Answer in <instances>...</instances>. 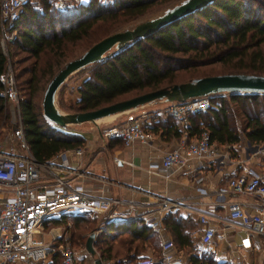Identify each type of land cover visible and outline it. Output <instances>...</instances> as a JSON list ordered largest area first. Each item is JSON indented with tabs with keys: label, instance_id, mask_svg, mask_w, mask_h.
Masks as SVG:
<instances>
[{
	"label": "trees",
	"instance_id": "trees-1",
	"mask_svg": "<svg viewBox=\"0 0 264 264\" xmlns=\"http://www.w3.org/2000/svg\"><path fill=\"white\" fill-rule=\"evenodd\" d=\"M172 1L89 0L64 12L56 10L51 0H40L41 11L25 2L17 19L6 24V33L14 36L8 42L7 55L0 48V74L11 63L23 135L37 162L43 163L59 152L85 144L83 136L50 123L43 117L42 108L37 107L39 93L54 74L64 63L98 42L92 37L103 34L100 28L106 24L119 28ZM76 48L81 50L73 55ZM213 65L219 66L216 73L197 78L223 74L264 76V0H215L122 49L110 51L100 61L77 72L82 76L86 73L77 88L80 97L66 109L71 113L94 111L128 97L178 84L171 81L180 71ZM221 94L226 97H219L217 102L209 97V109L188 118V140L205 130L212 143L228 146L231 157L236 156L232 147L241 138L251 145L264 143V94ZM158 122L144 124V129L166 138L181 136L182 129L173 117ZM14 127L8 122L7 106L0 97V129L9 131ZM107 144L123 145V142L111 139ZM87 214L90 215L86 212L64 215L51 221L53 225H61L71 218L75 224L92 223ZM162 222L177 247L194 249L196 240L190 237L196 227L193 219L169 212ZM83 236L71 232L69 240L84 242ZM149 241L156 244L154 235L140 221L109 222L96 234L93 245L102 260L128 256L131 264H135L134 260L139 264L136 254ZM53 260L58 263V253ZM189 261L190 264H230L218 261L209 250H199Z\"/></svg>",
	"mask_w": 264,
	"mask_h": 264
},
{
	"label": "built area",
	"instance_id": "built-area-1",
	"mask_svg": "<svg viewBox=\"0 0 264 264\" xmlns=\"http://www.w3.org/2000/svg\"><path fill=\"white\" fill-rule=\"evenodd\" d=\"M79 1L81 3L82 0ZM25 2L26 0H0L2 51L14 36L3 29L6 24L17 19ZM53 6L58 11L69 8L64 0H54ZM38 9L42 10L41 7ZM5 51L3 53L7 55ZM0 83V97L7 106L8 122L15 126L8 131V143H0V264H48L52 243L60 238L61 233L59 228H51L50 241L45 243L41 239L44 227L51 225L54 218L82 212L102 217L100 229H104L109 222L141 220L152 232L157 233L161 239L159 255L140 256L139 264H190V255L177 247L171 239L163 237L166 229L161 217L168 208L166 201H160L158 208L153 210L131 199L95 194L76 180L81 178V148L59 152L43 163L37 162L23 135L19 94L9 62L5 71L0 74ZM209 107V97L205 96L182 102H165L163 110L166 115L174 117L184 129L190 116L205 112ZM155 111L156 109L148 113L154 115ZM146 115L147 112H142L138 118H128L118 126L103 129L99 132L100 136L106 140L120 139L124 147H131L135 143L145 144L153 136L144 129L143 119ZM246 150L247 160L252 157L253 162L258 160L262 163L264 146L248 144ZM224 156L222 150L211 142L209 133L204 130L194 139H181L175 147L151 162L148 169L168 181L177 171H191L197 161L210 159L220 163ZM69 158H73L74 163L71 164ZM239 164L242 166L240 162ZM194 184L200 203L206 206L213 219L218 205H223L227 220L236 223L231 229L245 232L246 236L241 239L243 248L251 247V235L264 237V165H260V169L242 166L239 171L236 167L226 184L215 189L210 190L200 175L194 178ZM238 198H251V202ZM246 206L252 208V213L245 210ZM198 221L201 226L198 246L205 250L216 239L217 232L205 214L199 215ZM60 247L63 263L77 264L75 251L69 246ZM101 264L131 262L130 258L121 257L101 260Z\"/></svg>",
	"mask_w": 264,
	"mask_h": 264
},
{
	"label": "crops",
	"instance_id": "crops-1",
	"mask_svg": "<svg viewBox=\"0 0 264 264\" xmlns=\"http://www.w3.org/2000/svg\"><path fill=\"white\" fill-rule=\"evenodd\" d=\"M88 1L89 0H82L81 4H87ZM72 80V78L71 80L67 79L62 85V89L65 100L73 105L79 100L80 96L77 88L82 80L74 84L71 82ZM145 106L150 107V109L143 110L144 107H141L142 109H136L134 113L125 118L123 117V121L128 118H138L142 112H147L146 117L143 119L145 125L148 123L153 124L158 121L161 122L165 117L170 116L169 114L166 115L163 110L165 101ZM155 109L157 117L149 115V110ZM109 119L111 118L104 120ZM104 120L101 119L95 124L86 122L79 125H72L77 127H71V129H67L68 126L65 127L69 132L77 133L84 137V151L89 155V159L84 158L81 162V167H79L81 178H76V180H79L83 186L92 190L97 195L123 200L131 199L153 210L158 208L160 201H166L168 203V208L162 215L161 222L162 218L169 212L177 213L182 218L188 217L189 219H193L196 227L193 229L192 233L190 231V237L196 240V243L192 251H189V253L184 251L187 255L191 256L199 252L200 246H198V242L201 226L198 218L199 215L205 214L208 219L211 220L217 232L216 241L214 240L213 243L206 248L213 253L215 259L220 262L227 261L230 264H235L237 260L244 264H264V237L251 235V247L249 249L243 248L241 246V239L246 236L245 232L240 229H231V226H235L236 223L227 220L226 209L223 205H218L216 215H214L215 219H213L207 212L206 206L200 203L196 192V185L194 184V178L200 175L204 178L206 186L211 190L225 185L231 172L236 170V167L238 171L242 166L260 169V165H264V160L261 164L258 160L253 162L252 160H254V158L252 157H250V160H247L248 154L246 147L249 144L248 142L244 141L243 145L242 142H239L232 147L237 153L235 157L230 156L228 146L216 144L225 154L220 163H216L210 159L200 160L193 164V169L191 171L183 173L177 171L172 175L170 180L165 181L160 174L149 171L148 165L158 160L163 153L175 147L181 139L188 141L186 127L184 129L180 127V129H182V134L179 138H166V136L151 132L153 135L152 139L145 144L135 143L131 147H124L121 145L108 146V144L104 146L103 142L100 143L102 138L99 133L101 130L99 124H104V122H106ZM176 123L178 124L177 121ZM104 149H107L109 153ZM105 152L108 155H106ZM69 159L71 164L74 163L73 158ZM238 200H244L248 203L251 202V198H238ZM245 210L252 213L251 207L246 206ZM133 221H140L144 227L151 231L143 221ZM123 222L129 223L125 221H116L113 223ZM164 227L166 232L163 234V237L170 239L169 232L165 225ZM151 233L156 238V244L148 248L147 251L139 253L136 258L144 255H159L160 236L152 231ZM235 233H239L238 237L235 236ZM224 244L226 245L225 249L222 248ZM185 249L189 248H182V250Z\"/></svg>",
	"mask_w": 264,
	"mask_h": 264
},
{
	"label": "water",
	"instance_id": "water-1",
	"mask_svg": "<svg viewBox=\"0 0 264 264\" xmlns=\"http://www.w3.org/2000/svg\"><path fill=\"white\" fill-rule=\"evenodd\" d=\"M213 1L215 0H181L173 7L166 9L158 17L141 22L132 29L113 33L94 43L79 57L65 63L50 79L42 96L43 117L55 126L65 128L86 122L95 124L103 118L130 112L156 101L182 102L195 97H209L210 95L221 93L264 94V76L223 74L193 78L189 81L150 91L94 111L64 113L56 107L55 97L58 89L74 73L100 61L110 51L122 49L133 41L146 37ZM95 235V232H91L85 241L84 248L90 255H94L92 243ZM94 264H101V260L99 258L95 259Z\"/></svg>",
	"mask_w": 264,
	"mask_h": 264
},
{
	"label": "rangeland",
	"instance_id": "rangeland-1",
	"mask_svg": "<svg viewBox=\"0 0 264 264\" xmlns=\"http://www.w3.org/2000/svg\"><path fill=\"white\" fill-rule=\"evenodd\" d=\"M52 3L54 2V0H51ZM101 2H106L108 0H100ZM181 0H174L172 2H169L167 4H164V5H160L156 8H153L150 12H148L145 16L137 19L136 21L134 22H131L129 24H126V25H121L119 26V28L117 27H109L107 24L106 26H103L102 28H100L101 31H104L103 34H99L97 36H93L92 37V40H100L101 38L103 39V37H107L113 33H116V32H120V31H124V30H127V29H132L135 25L141 23V22H144V21H147V20H150L152 18H155V17H158L160 16L161 14H163V12L168 9V8H171L173 7L174 5L178 4ZM27 3H30V4H33L34 6H37V7H40V0H26ZM64 2L67 3L68 7L70 8H74L78 5V4H81L79 2V0H64ZM68 8V9H69ZM57 10V9H56ZM61 12H64V11H61ZM58 29V28H57ZM3 31H5V29H3ZM104 35V36H103ZM103 36V37H101ZM1 38V36H0ZM1 48V46H0ZM84 48V47H83ZM2 50V49H1ZM6 50V51H5ZM81 49L79 48H76L74 49L73 51V55L75 53H77L78 51H80ZM3 51H5V53L9 52V47H8V43L6 45L5 48H3ZM72 52V51H70ZM69 52V53H70ZM80 56V55H79ZM78 56V57H79ZM77 58V57H76ZM75 59V58H74ZM73 60V59H72ZM67 63V62H66ZM11 64V63H10ZM65 64V63H64ZM63 64V66H64ZM62 66V67H63ZM12 67V66H11ZM61 67V68H62ZM60 68V69H61ZM13 69V68H12ZM219 70V66L218 65H213V66H208V67H204V68H199V69H191V70H185V71H180L176 74V76L174 77V79L171 81L172 84L174 83H180V82H186V81H189L191 80L192 78H197L198 76L200 75H206V74H214L216 73L217 71ZM84 75L82 76L81 74H77L74 73L72 76H70L68 79L71 80V78L73 79L71 82L74 84V83H77L79 82V80H81L82 78L81 77H84L86 76V73H83ZM81 75V76H80ZM67 81V80H66ZM70 82V83H71ZM171 84V85H172ZM63 85V84H62ZM47 84L44 86L43 90L39 93V99H38V103H37V107L39 106L40 109L42 108L41 107V103H42V96H43V92L46 88ZM63 89H62V86H60V88L58 89L57 93H56V97H55V105L56 107L64 112V113H71L69 112L66 108L69 107V106H72V104H70L69 101H66L65 98H64V95H63ZM136 97V96H135ZM214 102H217L218 101V98L219 97H223L225 98L226 97V94H213V95H210L209 96ZM130 98H133V97H128V99ZM126 100V99H124ZM157 103H160V102H164V101H156ZM155 102V103H156ZM70 104V105H69ZM148 105V104H146ZM144 107L143 110H147V109H150V107H146L145 105L142 106ZM137 109H142L141 107L137 108ZM136 110V109H135ZM131 111V112H125L123 114H119V115H115L113 116L111 119L109 120H104L106 122H104V124H99V127H100V131H102L103 129H108L112 126H118L125 117H127L128 115L134 113V111ZM42 111V110H41ZM151 111V110H149ZM153 115V114H152ZM124 117V118H123ZM153 117H157L156 116V113L153 115ZM88 123V122H87ZM98 123V122H96ZM240 122L238 120H236V125L238 124V126L240 125L239 124ZM92 124V123H91ZM91 124H88V125H91ZM79 125V124H78ZM72 128H75L77 126H68L67 129H71ZM9 132L6 128L4 129H0V143L1 144H5V143H8L6 140L7 136H8ZM102 141L100 143L103 142V145L105 146L107 143H108V140L104 139L103 137H101ZM241 142H242V145L244 144V139L241 138ZM241 145V146H242ZM260 146H264V143H260L259 144ZM121 146H124V145H121ZM240 148V147H239ZM81 150L83 151L82 153V156H81V162L85 159H89V155H87V153L84 151V146L81 147ZM104 150H107V149H104ZM107 153H109V151L107 150ZM106 152L105 154L108 155ZM241 153V152H240ZM251 153V151H250ZM249 153V154H250ZM85 156V157H84ZM85 165H86V162H85ZM227 182V181H226ZM205 184V183H204ZM226 184V183H225ZM206 185V184H205ZM144 201V200H143ZM73 215H76V214H73ZM87 218L88 220L92 221V223H81V222H78V223H74V221H71L70 219H67L66 220V223H63V224H59V225H53L52 222H51V225L49 226H45L44 229H43V233L41 235V239L43 242H49L50 241V238H51V234L49 233L50 229L51 228H59V232L61 233L60 235V238H58L56 241H54L52 243V251L50 252V261L48 262V264H64L63 263V260H62V255H61V252H60V246H69L70 248H72L75 253H76V258H77V264H94V260L99 258L100 260H102L100 258V252L99 250L97 249V247H94V243H92V247L94 249V255H90L84 248V245H85V240L87 239L88 235L91 233V232H95L96 234L98 232H100L102 229H100V226L103 222V219L102 217L100 216H96V215H88L87 214ZM75 224V225H74ZM71 232H74L75 234H81V235H84L83 237H85V240L84 242L79 240V241H70L69 240V237H70V233ZM239 233H235V236L238 237ZM218 236V235H217ZM124 237V236H123ZM120 240L117 239V242H119ZM216 241V240H215ZM94 242V240H93ZM116 242V244H117ZM146 243V242H145ZM154 245V243L152 242H147L146 244H144L143 246V249L141 251L138 252L141 253L142 251H147L148 248H151L152 246ZM156 247V246H154ZM197 247V246H196ZM223 249L226 248V245L224 244L222 246ZM199 250H204L203 248H200ZM205 250H208V249H205ZM183 251H186L187 253H189V249H185ZM55 253H58V263H54L52 261L53 260V257H54V254ZM123 253V252H122ZM132 253V252H131ZM134 253V252H133ZM136 254V256L138 255ZM245 254V253H244ZM121 257H126V258H130L128 256H117V257H113L111 259H117V258H121ZM107 259H110V258H107ZM137 259V262L139 261L140 262V258H136ZM135 264L136 261L134 260L133 261ZM235 264H244L243 262L240 263L239 260L236 261ZM249 264H252V263H249Z\"/></svg>",
	"mask_w": 264,
	"mask_h": 264
},
{
	"label": "bare ground",
	"instance_id": "bare-ground-1",
	"mask_svg": "<svg viewBox=\"0 0 264 264\" xmlns=\"http://www.w3.org/2000/svg\"><path fill=\"white\" fill-rule=\"evenodd\" d=\"M113 116H109V117H106V118H103L102 120H104V119H108V118H112Z\"/></svg>",
	"mask_w": 264,
	"mask_h": 264
}]
</instances>
